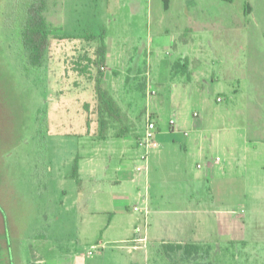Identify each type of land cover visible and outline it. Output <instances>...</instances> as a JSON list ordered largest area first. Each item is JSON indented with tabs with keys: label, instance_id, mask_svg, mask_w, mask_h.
<instances>
[{
	"label": "rangeland",
	"instance_id": "1",
	"mask_svg": "<svg viewBox=\"0 0 264 264\" xmlns=\"http://www.w3.org/2000/svg\"><path fill=\"white\" fill-rule=\"evenodd\" d=\"M30 1L0 0V111L18 143L8 153V183L19 179L17 196L12 204L0 196V211L18 227L7 233L11 264H76L75 253L84 257L78 264H170L161 245L150 241L129 251L134 225L145 221L133 208L144 207L145 196L165 221L183 224L181 238L209 246V257L196 264H264V0H168L167 13L163 0H137L133 10L128 0H47L53 31L40 67L27 63L20 40ZM101 34L128 50L116 47L96 68L98 41L89 36ZM139 40L152 48L157 67L154 58L146 60L134 76L129 56ZM165 59L170 68L162 66ZM98 69L122 111V122L103 135L94 92ZM148 116L161 130L143 163L136 142ZM199 125L201 147L185 149ZM82 143L105 192L123 194L111 183L117 168L135 179L121 214L127 232L105 231L106 219L90 216L98 198L90 192L85 201L71 176L76 156L87 163ZM48 164L53 171L43 175ZM138 165L147 170L137 173ZM37 185L46 187V199L36 196ZM97 244L102 248L86 257ZM4 256L0 251V264Z\"/></svg>",
	"mask_w": 264,
	"mask_h": 264
},
{
	"label": "crops",
	"instance_id": "2",
	"mask_svg": "<svg viewBox=\"0 0 264 264\" xmlns=\"http://www.w3.org/2000/svg\"><path fill=\"white\" fill-rule=\"evenodd\" d=\"M138 3L137 0H128V4H130L131 10H133V4ZM171 8L170 2L168 0H163V12L167 13ZM135 14L133 13V16ZM176 19H179V14H177ZM187 30V29H186ZM106 41V46H107V54H106V59L110 58L112 56V52H116L118 49L120 52H127L128 49H126V44L124 42H119L116 46L114 42H107ZM182 41L186 43L185 38L183 37ZM161 43V42H159ZM143 44V45H142ZM174 44V40L169 41V45L172 46ZM109 45L111 48H109ZM174 46V45H173ZM118 49H117V48ZM112 51V52H111ZM131 55L129 56V59L131 60V63L128 65V69L130 70V73L133 74L134 76L140 75L141 74V69L143 71V67L146 64V60L148 61L149 59H153L152 63L154 66L157 67V58L155 57L154 53L152 52V48L148 47L147 45H144V43L139 40L137 44H134L131 48ZM114 55V54H113ZM116 58L121 60L120 58H123L122 56L119 57L120 55L116 53ZM128 59V60H129ZM187 61V60H185ZM180 66V64L178 63ZM162 66H166L165 68H170L172 66L171 62L168 60H163ZM161 66V67H162ZM132 70V72H131ZM2 110V109H1ZM3 111V110H2ZM2 112L0 111V171L3 173V171L6 169L4 177H1L0 181V196L2 202H6L8 204H12L13 201L11 199L13 196H17L16 194V189L15 186L18 187V178L15 182H11L12 184L10 185L8 183V178H9V173L11 171L10 168L12 166L10 165L9 161V155L8 154L10 151L15 150L17 148L18 143L14 142V139H12V134H10L7 131V123H8V117L6 114L2 116ZM157 126V133L161 130L160 125L156 122ZM175 126V125H174ZM202 125H199V129L197 131V136L187 142V144L184 145L185 149H198L201 147V139L203 136L202 135ZM169 129L172 130L174 127H170ZM156 133V134H157ZM81 149L82 152L84 153V158L87 159V163L85 165H80L78 161V171L76 173L79 187H80V196L84 197L85 201L88 200L89 193L92 192L95 194L98 198V207L95 209V211H92L90 216L92 218L97 216H102L106 219L105 222V231H113L116 230L118 227L122 230L127 232L128 227L127 222L123 219L122 212L124 211L125 208V201L128 199V191L130 189L129 184L134 183L135 179L130 180L128 176V172L124 168H117L115 172V178L112 180L111 183L122 187L123 189V194L116 196L111 191L105 192L104 185L101 184V180L98 179L96 175V171L94 167L96 164H92V162H88V155H89V145L87 143H82L81 144ZM135 154V153H134ZM135 156V155H134ZM78 157V156H77ZM76 158V157H75ZM74 158V159H75ZM73 159V161H74ZM80 160V159H79ZM53 171L52 167L50 164H48L44 169H43V175L44 172L51 173ZM4 174V173H3ZM74 175V170H73V165L71 169V176L73 177ZM11 177H15L11 176ZM67 176L65 175L64 178ZM84 178V180L82 179ZM14 180V179H13ZM15 181V180H14ZM36 186V183L33 182ZM45 183V182H44ZM19 184L24 185L25 182H19ZM9 186H12V188H9ZM41 186L37 185V193L36 196L38 197H43L45 198L46 194V187L44 189L40 188ZM7 188V189H6ZM138 190V188H137ZM136 190V191H137ZM18 191V190H17ZM66 191L64 192V194ZM9 196L10 200H8L6 197ZM12 196V198H11ZM46 199V198H45ZM146 202V205L148 207V213L145 215L144 214V222L140 221L142 224L140 225H134V228L132 230V235L131 238L129 239V242L131 243L132 240L135 237L134 234V229L137 226H140L143 233L146 235L147 241H150L152 244H185L188 241H186L184 238L180 237L179 230L181 227H183V224H177L176 222H168L165 221L163 217L159 216L163 214V211L152 209L151 206V200L149 197L145 196L142 199V203ZM7 204V205H8ZM168 210H166L167 213ZM3 213L0 211V236H2L3 240L0 241V251L5 252L4 258H2L4 264H11L10 258H9V246H8V239H7V233L8 235L12 234H17V229L18 227L16 225H13L6 215L3 217ZM148 218V219H147ZM171 223V224H170ZM7 228V229H6ZM12 229L11 231H9ZM13 229L15 231H13ZM8 231V232H7ZM189 243V242H188ZM73 256H76L75 263L78 264L80 263L81 258L77 256V253H75ZM38 262V261H35ZM16 264H20L19 262H16Z\"/></svg>",
	"mask_w": 264,
	"mask_h": 264
},
{
	"label": "trees",
	"instance_id": "3",
	"mask_svg": "<svg viewBox=\"0 0 264 264\" xmlns=\"http://www.w3.org/2000/svg\"><path fill=\"white\" fill-rule=\"evenodd\" d=\"M47 0H31L26 7L25 17L20 29V40L24 50L26 61L32 67H40L44 64V60L48 51L50 32L53 31L52 26L45 17L47 12ZM91 39L98 41L95 50V59L93 65L96 68L101 67L106 62L107 46L105 44V36L101 34L99 37L89 36ZM63 39L61 37H56ZM87 38V37H86ZM85 72V70H79ZM104 75L97 70L94 77V92L96 99V114L100 135L105 134L111 123L120 124L122 122V111L117 101L110 91L103 85ZM154 119L153 116H151ZM120 137V136H119ZM79 157L73 161V178L77 179ZM78 181V179H77ZM165 259L170 264H177L174 257L179 256L182 262L188 264H196L197 260H205L209 257L210 248L208 245L198 244H161ZM198 264V263H197ZM201 264V263H199Z\"/></svg>",
	"mask_w": 264,
	"mask_h": 264
},
{
	"label": "built area",
	"instance_id": "4",
	"mask_svg": "<svg viewBox=\"0 0 264 264\" xmlns=\"http://www.w3.org/2000/svg\"><path fill=\"white\" fill-rule=\"evenodd\" d=\"M216 101L221 102V99L217 98ZM198 116H199V114L197 112L193 113V117L197 118ZM174 125H175L174 121L170 120L169 126L173 128ZM156 133H157L156 122L154 119L151 118V116H148L145 120L144 129H143L142 133L140 134V136L136 142V147L139 149L137 159L140 162L145 163L147 161L148 156H149L150 150L158 147V143L155 140ZM185 135H187V133H185ZM198 167H199V165H198ZM144 170H147V165H141V166L138 165L135 167V171L137 173H141ZM143 203H144V207L139 208V207L135 206L133 208V210L135 212H141V213L146 215L148 213V207L146 205V202H143ZM134 234H135V237L132 240L131 245L129 247L130 252L139 250L141 247H145V244L147 242L146 235L143 233L140 226L135 227ZM100 248H102V245H100V244L92 246L91 247L92 251H88L86 257L92 256L94 254V251H96Z\"/></svg>",
	"mask_w": 264,
	"mask_h": 264
}]
</instances>
